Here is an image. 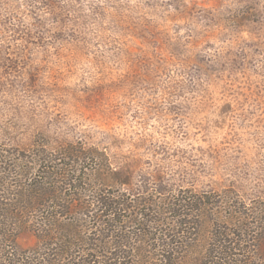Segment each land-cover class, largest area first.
<instances>
[{"label": "rangeland", "instance_id": "1", "mask_svg": "<svg viewBox=\"0 0 264 264\" xmlns=\"http://www.w3.org/2000/svg\"><path fill=\"white\" fill-rule=\"evenodd\" d=\"M38 133L102 151L130 197L230 189L264 202V0H0V144ZM53 247L16 235L34 261L73 262ZM96 249L88 259L147 252Z\"/></svg>", "mask_w": 264, "mask_h": 264}, {"label": "trees", "instance_id": "2", "mask_svg": "<svg viewBox=\"0 0 264 264\" xmlns=\"http://www.w3.org/2000/svg\"><path fill=\"white\" fill-rule=\"evenodd\" d=\"M125 185L94 147L81 143L52 147L39 133L26 148L0 144V264H56L50 256L34 261L16 250L17 233L32 229L39 242L58 251L53 258L72 250L70 264L264 262L257 255L264 244L263 201L246 203L230 189L219 193L185 189L155 200L127 196L122 191ZM203 229L208 231L204 251L193 258L189 253L197 250ZM93 230L97 237L106 233L113 241L89 240ZM135 241L147 252L118 253L105 257L109 262L88 259V253L98 258L96 248H125ZM76 246L94 248L76 254Z\"/></svg>", "mask_w": 264, "mask_h": 264}]
</instances>
